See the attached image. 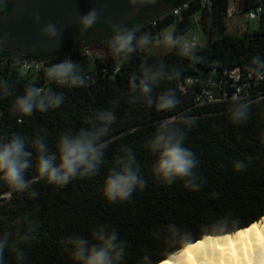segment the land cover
<instances>
[{"label": "trees", "instance_id": "trees-1", "mask_svg": "<svg viewBox=\"0 0 264 264\" xmlns=\"http://www.w3.org/2000/svg\"><path fill=\"white\" fill-rule=\"evenodd\" d=\"M182 2H188L189 9L180 17L171 16V8ZM12 4L13 0H10L0 14L8 13ZM256 5L257 0H240L237 14L243 16ZM194 15L198 16L204 35L217 36L209 43L198 42V63L183 58L174 48L163 55L145 54L140 50L127 61L117 62L105 43L113 28L102 21L83 34L87 37L81 42L75 39L81 35L78 25H72L69 39L60 50L25 57L0 51V78L13 84V94L0 98V137L11 138L19 134L24 138L27 150L34 153L33 168L26 173V177L34 181L30 192L16 193L0 182V234L6 230L15 233L19 227L17 220L25 215L38 225L34 238L19 245L26 251L25 264H72L59 243L61 238L74 234L90 237L99 226L115 228L120 238L128 243L126 264H138L145 253L151 254L153 259L160 258L167 248L163 229L168 224L174 223L198 236L201 225L210 224L226 214L240 219L243 224L264 215V80L251 89L250 96L240 98L250 104L249 118L243 124H233L230 119L233 100L197 104L194 93L199 86H191L186 92L180 89L186 78L200 76L212 69L239 68L245 75L252 67V57L264 59V23L260 21L255 28L234 35L226 29L227 0H214L210 11L198 0H156L155 4L141 5L126 25H138L154 39L160 36L162 29L175 24L174 34L183 35L191 28ZM90 49H99L103 54L89 60L85 50ZM16 57L20 62L42 59L44 68L65 59L81 66L91 61L93 66L106 67L109 72L86 87L63 89L47 81L44 68L35 74H22ZM145 63L162 64L169 71L176 69L181 73L178 79L161 81L152 90L156 97L174 89L181 102L173 111H156L143 103L128 102L126 93L130 77L133 74L141 76V65ZM114 65L118 67L115 73L111 70ZM28 84L63 92L65 103L46 113L36 112L30 118L17 117L11 111V105ZM95 109L111 110L116 115L110 134L104 138L107 147L99 173L72 180L64 187L41 180L35 170L33 149L37 134L45 136L48 147L55 151L58 137L86 127L84 120ZM181 117L195 121L187 130L185 146L194 152L197 160L194 171L205 181L196 192L187 190L179 180L167 185L156 179L152 168L157 156L146 147L161 121ZM125 147L133 150L146 187L134 192L130 200L109 203L102 195V187ZM235 161H243L247 167L238 172L234 170ZM31 192L37 195L33 198ZM4 255L5 264H17L10 248Z\"/></svg>", "mask_w": 264, "mask_h": 264}, {"label": "clouds", "instance_id": "clouds-1", "mask_svg": "<svg viewBox=\"0 0 264 264\" xmlns=\"http://www.w3.org/2000/svg\"><path fill=\"white\" fill-rule=\"evenodd\" d=\"M130 5L155 4L156 0H128ZM8 0H0V11H3ZM33 20L39 23V15ZM99 12L92 9L78 17L81 35L87 33L99 21ZM113 33L106 40V46L111 57L117 61H127L132 54L147 48L153 42L165 49L174 48L179 54L198 63L199 49L185 36L172 32L161 34L155 41L148 32H142L140 26L128 27L126 24L112 26ZM41 35L53 40L59 35L55 23L44 25ZM139 33V35H137ZM0 39V51L5 48ZM16 62L20 58L16 57ZM250 71L264 77V59L254 56ZM142 75L130 77L129 91L126 93L130 104L143 103L156 111L170 112L180 104V98L174 89L152 95L154 86L161 81L178 79L181 73L176 69L169 71L165 65L147 63L141 65ZM44 75L50 84L57 88L79 89L88 86L91 77L85 73L80 64L65 59L60 63H52L44 68ZM138 80V83H137ZM13 84L0 78V98L13 94ZM65 103L63 92H57L52 87L44 88L33 84L24 87L22 93L12 102L11 111L17 117L30 118L34 113H46L61 107ZM250 104L233 97L230 119L233 124H243L248 120ZM116 115L111 110L95 109L85 118L84 125L78 131H69L58 137L55 151H52L45 136L37 134L33 141L35 152V170L39 178L49 185L64 187L72 180L96 176L104 162V138L111 132ZM195 124L190 117L161 121L146 147L157 156L153 165V176L161 182L171 185L182 181L183 186L192 192L199 191L205 182L194 171L197 160L194 152L186 147L187 130ZM46 131V130H45ZM25 140L19 134L11 138L0 137V182L5 183L13 192H30L33 180L26 177L33 168V151L27 150ZM123 155L116 159L104 180L102 195L109 203L130 200L132 194L146 187V181L140 174V167L131 148H122ZM247 167L243 161L234 162V170L242 171ZM36 192H31L34 198ZM214 196L216 194H213ZM18 228L4 231L0 234V264H5V250L11 249L17 264H25L26 251L19 245L27 244L33 239V233L38 225L30 216H21L17 220ZM23 229V231H21ZM199 235L174 223L163 229V239L166 250L159 259H153L151 254L141 256L138 264H264V215L243 224L240 219L224 215L210 224L201 225ZM68 254L72 264H126L128 243L120 238L115 228L99 226L91 232L90 237L69 235L59 241Z\"/></svg>", "mask_w": 264, "mask_h": 264}, {"label": "water", "instance_id": "water-1", "mask_svg": "<svg viewBox=\"0 0 264 264\" xmlns=\"http://www.w3.org/2000/svg\"><path fill=\"white\" fill-rule=\"evenodd\" d=\"M141 6L130 5L128 0H13L11 9L0 14V39L3 51L19 54L49 52L62 49L72 25L78 17L92 9L99 12V21L108 27L126 24L132 20ZM39 15V23L33 16ZM55 23L59 35L53 40L41 35V28Z\"/></svg>", "mask_w": 264, "mask_h": 264}, {"label": "built area", "instance_id": "built-area-1", "mask_svg": "<svg viewBox=\"0 0 264 264\" xmlns=\"http://www.w3.org/2000/svg\"><path fill=\"white\" fill-rule=\"evenodd\" d=\"M200 5L207 11L213 7L214 0H198ZM240 0H227V16L231 18L235 11H238ZM189 9L188 2H182L170 10V15L180 17ZM243 19L247 22H263L264 23V0H257V5L247 11L243 15ZM154 24V22H153ZM195 46L198 44V39L193 36L189 40ZM88 55V50H85ZM45 67V61L42 59L22 60L19 65V70L22 74L38 73ZM112 72L118 71V67L114 65L111 68ZM109 72L106 67L92 66L89 71H86L91 79L88 84L93 83L98 78L105 77ZM264 77L253 74L250 70L243 75L239 68H223L220 71L212 69L200 76L186 78L180 84V89L186 92L191 86H199V90L194 93V102L197 104L213 103L221 101L233 100V97L238 99L250 96L251 89L258 85Z\"/></svg>", "mask_w": 264, "mask_h": 264}, {"label": "rangeland", "instance_id": "rangeland-1", "mask_svg": "<svg viewBox=\"0 0 264 264\" xmlns=\"http://www.w3.org/2000/svg\"><path fill=\"white\" fill-rule=\"evenodd\" d=\"M159 9H161V11H164L161 7H159ZM192 20H193V24H192L191 28L188 31H186L182 36H185L188 40H190L191 37L195 36L198 39L199 44L209 43L213 39L217 38V36L209 37V36H206L203 34V32L201 31L200 25L198 23V16L197 15H194L192 17ZM245 26H249L250 29L255 28L256 22H247L246 20L243 19V16H240L237 14V11H235L233 16L231 18H228L226 21L227 32L234 34V35H238V34L243 33ZM174 29H175V24H170L167 27H165L164 29H162V31L160 32V36H161V34H164L167 32L174 33ZM160 36L155 37L153 39V41H155V39L159 38ZM171 49L172 48L165 49L162 47H158L153 42L152 45L148 46L147 48H145L141 51L145 54L163 55V54L167 53L168 51H170ZM102 54H103L102 51L99 49L88 50V56L91 58L89 60H93L95 57L102 56ZM24 60H28V59H24ZM92 65H93V63L91 61H89L88 63H84L82 67H83L84 71H89L92 68Z\"/></svg>", "mask_w": 264, "mask_h": 264}, {"label": "flooded vegetation", "instance_id": "flooded-vegetation-1", "mask_svg": "<svg viewBox=\"0 0 264 264\" xmlns=\"http://www.w3.org/2000/svg\"><path fill=\"white\" fill-rule=\"evenodd\" d=\"M10 2V0H8V3ZM87 36L86 35H78L75 37L76 41L81 42L82 40H84Z\"/></svg>", "mask_w": 264, "mask_h": 264}, {"label": "crops", "instance_id": "crops-1", "mask_svg": "<svg viewBox=\"0 0 264 264\" xmlns=\"http://www.w3.org/2000/svg\"><path fill=\"white\" fill-rule=\"evenodd\" d=\"M245 30H250L249 26H245L244 31H245ZM92 66H93V65H92Z\"/></svg>", "mask_w": 264, "mask_h": 264}]
</instances>
